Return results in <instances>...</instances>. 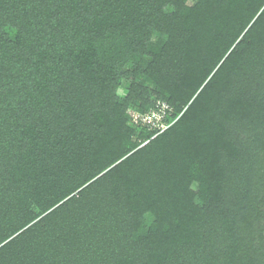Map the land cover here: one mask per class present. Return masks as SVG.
Instances as JSON below:
<instances>
[{
	"label": "trees",
	"instance_id": "16d2710c",
	"mask_svg": "<svg viewBox=\"0 0 264 264\" xmlns=\"http://www.w3.org/2000/svg\"><path fill=\"white\" fill-rule=\"evenodd\" d=\"M0 264H264V0H0Z\"/></svg>",
	"mask_w": 264,
	"mask_h": 264
},
{
	"label": "built area",
	"instance_id": "2783aa9c",
	"mask_svg": "<svg viewBox=\"0 0 264 264\" xmlns=\"http://www.w3.org/2000/svg\"><path fill=\"white\" fill-rule=\"evenodd\" d=\"M160 112H150L148 115L149 116H143L138 118L137 123H141L142 125L150 124L151 126H157L160 128V131L165 129V126H163L160 120L164 117L165 111L168 110L169 108L166 105L161 104L160 105Z\"/></svg>",
	"mask_w": 264,
	"mask_h": 264
},
{
	"label": "rangeland",
	"instance_id": "374dc122",
	"mask_svg": "<svg viewBox=\"0 0 264 264\" xmlns=\"http://www.w3.org/2000/svg\"><path fill=\"white\" fill-rule=\"evenodd\" d=\"M124 87H125V83L123 82L121 90L118 91L119 95H124V92H123ZM161 104H163V103H160V105ZM163 105H165V104H163ZM127 114L130 116V119L132 120L131 122H133L135 125H137L138 118L143 117V116H149L148 113L146 115L142 116V115H140L139 113H137L136 111H134L132 109L127 110Z\"/></svg>",
	"mask_w": 264,
	"mask_h": 264
}]
</instances>
